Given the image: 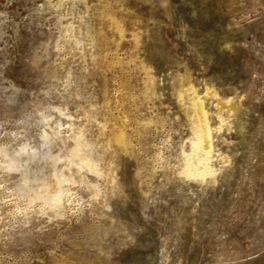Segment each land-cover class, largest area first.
<instances>
[{"label":"rangeland","instance_id":"1","mask_svg":"<svg viewBox=\"0 0 264 264\" xmlns=\"http://www.w3.org/2000/svg\"><path fill=\"white\" fill-rule=\"evenodd\" d=\"M0 264H264V0H0Z\"/></svg>","mask_w":264,"mask_h":264},{"label":"bare ground","instance_id":"2","mask_svg":"<svg viewBox=\"0 0 264 264\" xmlns=\"http://www.w3.org/2000/svg\"><path fill=\"white\" fill-rule=\"evenodd\" d=\"M218 102V101H217ZM197 103V102H196ZM220 104V103H219ZM196 106H197V112H198V115H199V119L198 120H200L199 122V124H200V128H199V130H200V133H201V142H199L198 144H195V147H200V150H202L203 151V153L204 152H206L207 150H208V148H209V138L207 137L208 136V134H207V130H206V127H205V124H204V122H203V113L204 112H202V108L200 107V105L197 103L196 104ZM221 106V105H220ZM223 106V105H222ZM205 119V118H204ZM198 142V141H197ZM196 149V148H195ZM199 149V148H198ZM206 165L205 163H201V165ZM200 165V164H199ZM203 165V166H204ZM202 166V167H203ZM190 168H192V166H190ZM202 169V168H201ZM205 166H204V170L202 169V172L203 171H205ZM187 171H188V168L186 169ZM193 168L192 169H190L189 171H190V173L191 172H193ZM206 172H208V170L207 171H205L204 173L206 174ZM189 173V172H188ZM194 173V172H193ZM199 173H201L200 171H199ZM204 174V175H205ZM207 175H208V173H207Z\"/></svg>","mask_w":264,"mask_h":264}]
</instances>
